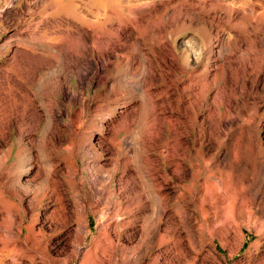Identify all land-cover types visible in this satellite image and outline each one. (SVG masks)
Masks as SVG:
<instances>
[{
	"label": "rangeland",
	"instance_id": "374dc122",
	"mask_svg": "<svg viewBox=\"0 0 264 264\" xmlns=\"http://www.w3.org/2000/svg\"><path fill=\"white\" fill-rule=\"evenodd\" d=\"M86 1L0 0V99L7 105L14 104L10 96L19 91L16 76L26 83L34 69L33 62L24 60L20 75L14 61L26 54L52 58L58 64L61 59L41 46V32L63 2L84 7ZM123 1L139 15L114 24V30L126 33L118 46L91 53L82 80L67 73V84L57 70L43 71L41 82L30 85L29 95L39 115L30 114L26 123L14 121L11 129L0 130V264H89L96 248L101 250L109 239L113 246L107 264H154L158 255L157 264L166 263L162 256L194 264H264V0ZM226 9L237 18L225 26L213 23L215 12ZM108 24V18L99 15L97 24L85 29L95 36ZM146 67L152 69L148 83L157 113L166 96L175 97L173 88L168 91L166 86L176 73L182 75L185 83L180 89L188 88L191 102L204 96L205 116L199 121L208 130L217 119L214 101L220 97L216 104L221 105L219 140L224 145L205 155L214 171L208 173L209 179L220 169L217 161L225 167L226 174L210 187L222 199L218 211L204 203L205 179H199L201 190L195 195L180 179L183 171L192 170L182 157H175L172 144L143 158L158 191L167 188L166 213L152 211L155 201L135 163L127 172L138 174L147 209L127 212L134 195L121 193L120 179L126 162H132L133 148L148 138L139 122L122 129L113 146L105 137L121 122L124 108L127 113L136 109L143 120V96L134 83ZM99 68L105 73L102 95L108 98L91 103L97 92L91 77ZM160 76L162 81L155 82ZM161 122L156 125L160 132L165 128ZM159 136L162 141L163 134ZM125 141L133 144L131 148ZM236 143L241 157L235 166L240 177L235 187L226 164ZM194 146L195 154L199 144ZM166 171L174 176L168 182L163 180ZM161 236L166 242H160L151 257L141 259L144 242ZM125 247L119 263L117 255Z\"/></svg>",
	"mask_w": 264,
	"mask_h": 264
},
{
	"label": "bare ground",
	"instance_id": "6f19581e",
	"mask_svg": "<svg viewBox=\"0 0 264 264\" xmlns=\"http://www.w3.org/2000/svg\"><path fill=\"white\" fill-rule=\"evenodd\" d=\"M122 1L123 0H87L84 7H78L77 5H73L67 2V4H64V2L61 4L60 9H57V11L50 17V22H48L44 26L42 32L40 31L41 35L39 37L41 46L45 49V51L51 55L57 56L61 59V61H59L57 64V61H55V59L53 60L52 58L36 57L35 55L26 54L22 56L19 61H14L20 75L23 73V69L26 64L24 63V60H26V62H33L34 69L26 78V83L22 82L19 76H16V78L18 79L16 80L19 82L18 86L16 83V86L17 88L19 87V91L14 92V94L12 93L10 96L12 98L11 103L14 104L7 105L3 99H0V130L3 131L6 129H11L13 127L14 121H16L17 123H26L29 119L30 114H34L37 116L39 115L37 108L32 104L33 102L30 101L31 97L29 98V95L30 85L41 82V73L43 71L54 72V70H57L55 72L58 74V77H63L65 80L64 82H67V84L70 82L69 79L65 78V75L67 73L76 75L78 79L82 80L87 75L90 61H92L91 53H93L94 51L98 53L109 52V49L118 46L117 43L125 38L124 34L126 33L122 34L123 32H121L120 30H114V24L116 23L120 26L124 23L123 19L125 20V18L127 17H130V19L132 17V19H138L137 15H139L135 12L136 10L134 9V6L129 5L131 3L128 4V0L126 1L127 3L125 2L126 4H128L127 7L122 5ZM232 4L233 3H231V6ZM231 9H226L225 12L221 13L215 12V15L212 16V22L224 23V26L225 24H231L234 18H237V14L235 15ZM99 15L108 18L110 23L108 24L109 27L107 25V27L104 28L105 32L103 33H98L95 36L89 35L87 29L85 28H92L93 25L97 24V18ZM88 16H90L89 18L91 19L87 18ZM107 36L108 38H106ZM76 46L77 48L79 47L78 54H74L73 52ZM119 58V56H116L117 61ZM145 61V64H147V60ZM127 63L133 64V61L127 59ZM116 64V70H120L119 68L121 66H119V62H117ZM146 68H144L143 74L141 76L142 78L140 77L141 80L134 83V87L138 89L143 96V120H141V122L139 121L138 111L136 109H132L131 113H127L126 109L124 108L120 110V113L123 115H121V122L117 127H115L110 137H105V140L113 146L122 129H129L133 125H135L136 122H139L141 124L139 126L143 127L146 137L148 138L146 139V142H144V145H141L140 143L133 148V155L131 159L132 162H126L124 166V175L120 179L122 181L120 185H123L121 186V193L122 191H125L129 192L131 195H134V199L129 206L131 210L127 212L137 214L138 212L146 211L147 209L143 201V195L145 194H143V192L145 190V187L143 188V190L141 186L136 182L138 174L135 175L131 172H127L130 168L129 165L135 163L139 169L140 173H138L141 175L140 177L142 178V181H144L146 187L150 189L153 196L152 198L155 201V205L152 207V211L154 210V212H157L160 215H164L166 213V205L167 201L169 200L167 199L169 198L167 194V188L164 191H158L159 189H157L155 179L152 178L153 174H150V170L146 168L147 164L144 163L143 158L147 157V159H149L150 156H156L158 155V149L160 147L169 149L172 144L175 157H182L186 166L192 170V173H186L185 171H183L181 173L180 179L185 185L188 184L189 187L192 188L191 193L194 195L198 194L201 190L200 186L198 185L199 179H205L208 186L205 187L206 193L204 203L210 205L209 208L211 210L218 211L222 206L220 205L222 199L218 191H215L210 187H212L211 184L213 183V180H215V178H218V176H223V173H225V167L224 165L221 167L223 163L221 161H217L218 165L220 166L218 168L220 169L216 168L217 173H213L214 177L209 179L207 175L212 170L211 165L207 164L205 161V155L207 154L208 150L220 151V149H222L224 145V142L219 140L221 138H219V130L222 127L221 105L219 106L218 104H216V102L220 97L217 96L215 98L216 100L214 101V105L217 108V119L212 126L213 128L211 130H208L203 127L204 123L202 121H199L200 118L205 116V105H203L204 96H202V99H199L196 102H191L192 98H190L188 88L180 89V86L185 83L182 80V75L176 73V79H171L170 85L166 86V89L168 91L173 88V96L175 97H165L161 105V116L159 115L160 113H157L156 111V105L152 100L150 86L148 83L150 74H152V69L150 67ZM104 75L105 73L102 68L97 69L92 74L91 81L93 85L97 86V90H95L97 92L95 93L94 97L90 98L91 103H97L98 101L104 99V97L108 98V96L102 95V80ZM122 80L118 81L113 86L114 92L116 88L120 86ZM161 81V76L157 80H155V82L157 83ZM14 90L16 91V89ZM72 107L73 106H71V108ZM8 111L10 115H7ZM158 115L161 116V118L158 117ZM160 120H162L161 123H165H163L165 125V128L162 132H160L161 130L156 127ZM173 120L174 124L170 125V122L168 121ZM198 129H200V131H198ZM160 133L163 134L162 141L159 140ZM197 143L199 144V151L195 150L196 152L194 154L192 153V150H194V145ZM124 145L127 148H131L130 145L133 144L129 145L128 142L125 141ZM238 151V144H233L230 148V156L227 159L228 164H226L228 170H226L228 172V178L230 179V183L232 184V186L235 187L237 186V182L240 178L238 177L235 170V166L237 165L236 163L240 160L241 157L239 156ZM214 154L215 156L213 158L217 160V153ZM122 155L123 150H121L119 157H122ZM150 161L152 162V160ZM191 163H193V165L196 164V167L191 168ZM155 171L156 170L153 169L154 173ZM168 171H166V174L163 177L164 182H168V180L174 178V176L170 175ZM107 194L108 196H110V189L107 191ZM203 211L204 214L208 213V210L206 209ZM160 242H166L165 237L161 236L159 239H157V241L153 237L146 240L144 242V253L141 256V259H144L147 256L151 257ZM168 242L169 240L167 239V243ZM112 246L113 242L109 239V242H106V244L102 246L101 250H98L99 247H97L94 253V259L89 260L88 263L107 264L109 257H111L110 249H112ZM125 253L126 247L121 249V251L117 255L119 263L121 262V260H124ZM160 256L161 255H158L157 257L155 256L153 258L154 264H157L159 262ZM162 258L166 260V263L164 264H194L190 262H182L180 260L173 262L167 257L164 258V256H162Z\"/></svg>",
	"mask_w": 264,
	"mask_h": 264
}]
</instances>
